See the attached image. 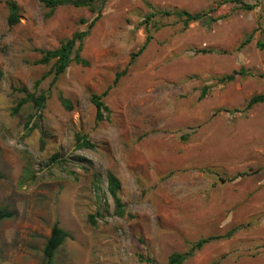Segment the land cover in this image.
Returning <instances> with one entry per match:
<instances>
[{"label":"rangeland","instance_id":"1","mask_svg":"<svg viewBox=\"0 0 264 264\" xmlns=\"http://www.w3.org/2000/svg\"><path fill=\"white\" fill-rule=\"evenodd\" d=\"M7 1L0 0V208L14 217L0 221V264H44L54 222L71 238L52 264H165L231 229L183 264H264V101L246 109L264 95V0H239L250 11L224 0H105L81 45L88 65L70 64L37 87L53 61L35 64L34 49L58 48L94 14L14 0L19 22L9 26ZM174 10L224 17L185 27L158 14ZM225 75L234 80L220 83ZM21 89L45 93L44 109L27 103L12 114ZM104 91L109 113L97 121L90 98ZM78 137L90 146L79 148ZM108 173L121 183V215Z\"/></svg>","mask_w":264,"mask_h":264},{"label":"trees","instance_id":"2","mask_svg":"<svg viewBox=\"0 0 264 264\" xmlns=\"http://www.w3.org/2000/svg\"><path fill=\"white\" fill-rule=\"evenodd\" d=\"M39 2L47 9H50L53 11L57 7L60 6H72L74 8H87L92 14H94V17L91 19V21L88 23L86 20L81 19L80 24H87L86 29L83 31H77L74 32L71 37L63 40L58 48L54 50H44V49H34L37 53H39L40 58L35 61V64H49L51 61H53V68L51 71L43 75L38 81L35 82V87H37L41 80H43L47 75L54 73L55 76L63 74L66 69L69 67L70 64H79L82 66H87L88 62L81 56V50H82V42L83 40L89 35V30L95 25L97 20L101 16V9L104 5L105 0H39ZM237 3L239 2V6L242 10L250 11L253 9V5L245 4L239 0H224V3ZM7 9H8V16H7V24L9 26H15L19 22V12L20 9L16 2L14 0H8L6 2ZM211 10H202L198 11L196 13H189L184 10H174V11H160L158 14L162 16H174L177 19H179L183 25L186 27L190 23L193 22H201L204 25H211L215 22H218L221 18L224 17V15H221L219 17H211L209 15ZM153 15H149L144 20V24L148 23L149 18H151ZM151 37L148 36L146 41ZM250 42V37H248L244 42L241 43V46L244 44H247ZM146 44H144L136 54H132V57L137 56L142 52V50L145 48ZM257 46L261 49H264V43H257ZM197 52L207 53L212 52L211 50H201ZM0 79H1V73H0ZM234 80V75H225L219 78L220 83H230ZM116 82V79L114 80ZM21 92L26 93L25 89H21ZM107 91H104L100 95H92L90 98V101L92 105L95 108V119L97 121H103L106 119L105 114L109 113V109L104 105L102 102V98L106 96ZM205 93H202L199 96V99H202L204 97ZM47 97L45 93H40L38 95L26 93L25 97L22 98L20 101L17 102L16 106L12 109V114L18 113V111L21 109V107L27 103H31L32 107L35 111L40 112L44 109L45 103H46ZM264 101V95H256L251 97L247 104L246 109L251 108L252 106L262 103ZM61 103L66 109L71 108V104L68 100L61 98ZM38 115V114H37ZM37 117H40L39 115ZM26 130L28 132L31 131V128H28L26 126ZM78 147L82 148L85 146H90L89 143L85 141V138L78 137L77 138ZM53 160H56L57 165L59 164V160H57V156H53ZM245 176L244 173L238 174L234 177H232L231 180H235L239 177ZM121 189V183L118 180V178L112 174H107V190L109 194L114 199L115 204V212L118 215H121L123 213L122 210V203L117 198V193ZM14 217V212L11 210H8L6 208H0V221L11 219ZM89 222L90 224H95L93 220V216H89ZM236 232V229H231L224 233L223 235H217V236H210L206 238H202L195 243L192 244V246L186 251V252H173L169 255L167 261L165 264H183L188 258L192 257L195 251L200 250L205 244L214 241V240H221V239H228L230 238L234 233ZM67 238H71V235L65 231L63 228L59 226L58 222H54V224L51 227L49 236L45 240V244L43 246V259L44 264H52V260L54 258V255L56 251L59 249V247L64 243V241ZM147 262H150L152 260L146 259Z\"/></svg>","mask_w":264,"mask_h":264}]
</instances>
